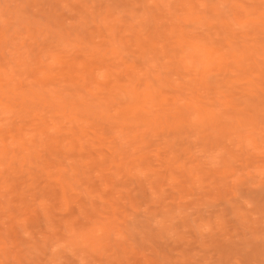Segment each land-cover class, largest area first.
I'll return each mask as SVG.
<instances>
[{
	"label": "rangeland",
	"instance_id": "rangeland-1",
	"mask_svg": "<svg viewBox=\"0 0 264 264\" xmlns=\"http://www.w3.org/2000/svg\"><path fill=\"white\" fill-rule=\"evenodd\" d=\"M0 264H264V0H0Z\"/></svg>",
	"mask_w": 264,
	"mask_h": 264
}]
</instances>
